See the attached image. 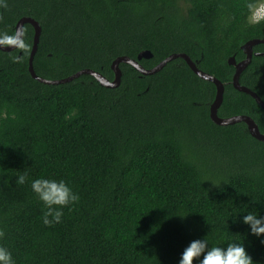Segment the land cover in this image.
<instances>
[{"label": "trees", "instance_id": "obj_1", "mask_svg": "<svg viewBox=\"0 0 264 264\" xmlns=\"http://www.w3.org/2000/svg\"><path fill=\"white\" fill-rule=\"evenodd\" d=\"M249 2L259 0H7L0 34L35 21L32 67L49 81L91 70L111 82L118 58L149 52L139 64L150 70L186 55L223 84L217 116L249 117L264 135V110L233 88L228 64L264 39V21L246 22ZM33 38L25 24V47L0 50V246L15 264H177L196 238L242 242L264 264L260 238L239 222L248 211L264 215V142L244 123L210 120L213 83L178 58L150 76L120 63L115 88L89 75L46 85L28 71ZM252 50L239 84L264 103V44ZM41 177L79 196L60 223L41 221L30 187Z\"/></svg>", "mask_w": 264, "mask_h": 264}, {"label": "clouds", "instance_id": "obj_2", "mask_svg": "<svg viewBox=\"0 0 264 264\" xmlns=\"http://www.w3.org/2000/svg\"><path fill=\"white\" fill-rule=\"evenodd\" d=\"M7 7V0H0V8ZM248 15L246 22L258 24L264 21V0L258 3L247 4ZM0 44H14L24 48L22 41L15 36L0 34ZM27 173L16 177L15 183L24 184ZM30 187L36 199L42 205L41 221L44 225L61 222L63 209L78 201L79 196L63 180L36 178L31 180ZM239 222L248 226L249 235L260 238L259 243L264 246V215L256 211H248L242 215ZM3 233L0 232V237ZM0 264H15L12 253L5 247L0 246ZM177 264H254L250 255L247 254L242 242H231L225 246H209V242L203 238L192 239L188 242L179 255Z\"/></svg>", "mask_w": 264, "mask_h": 264}, {"label": "water", "instance_id": "obj_3", "mask_svg": "<svg viewBox=\"0 0 264 264\" xmlns=\"http://www.w3.org/2000/svg\"><path fill=\"white\" fill-rule=\"evenodd\" d=\"M25 24H30L34 29L33 48H32V51H31V54L29 57L28 71L34 80H36L42 84H46V85L67 84V83H70L71 81H73L74 79L78 78L81 75H89V76H92L101 86L106 87V88H115L120 83V75H121L120 70H119V64L120 63L130 65L131 67H133L137 72H139L143 76H150V75H153V74L159 72L160 70H162L163 67H165L171 61L180 58V59H183L185 61V63L188 65V67L191 69V71L196 76H198L200 79H202L204 81L213 83L215 86V89H216L215 99L212 102V104L210 106V110H209L210 120L218 126H228V125H233L236 123H244L247 126V130H248L249 134L254 139H256L260 142H264V135H262L259 132L258 127L254 123V121L252 119H250L249 117L235 116V117H231V118H227V119H222V118H219L217 116V110L220 107L222 100H223V92H224L223 84L221 82H219L213 76H210V75L200 71L196 67V64L193 63L186 55H182V54L170 55L169 57L164 59L157 66H155L154 68H152L150 70L143 69L139 64V61L141 59H143V58L148 59L151 57V54L149 52L140 53L137 56L136 60L129 59L126 57L118 58L111 65V69L113 72V80L111 82L106 80L99 73L91 71V70H82V71H79V72H77V73H75L72 76H69L67 78H64L61 80H56V81H49V80H44L42 78L37 77L35 75V73L33 71V67H32L33 57H34L35 52H36V47H37V43H38V39H39V35H40V27L38 26V24L29 18L20 19L18 21V23L16 24L15 37L18 40H21V31H22L23 25H25ZM260 44H264V39L252 40V41L247 42L242 47V52L245 55V59L239 63H236L235 59L233 57H231L228 60V64L234 68V75L232 77L233 88L235 90H237L238 92H241L243 94L250 96L256 102V104L259 105L260 108H262L264 110V103L261 101V99L254 92L250 91L246 87H243L239 84V77H240L241 73L247 68V66L251 62V59L253 56V50H252L253 47L256 45H260ZM16 47L17 46L14 44H10L9 46H3L2 44H0V50L3 52L13 51L16 49ZM255 56H258V54H255Z\"/></svg>", "mask_w": 264, "mask_h": 264}]
</instances>
